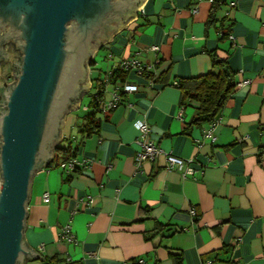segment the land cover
<instances>
[{"label": "crops", "instance_id": "obj_1", "mask_svg": "<svg viewBox=\"0 0 264 264\" xmlns=\"http://www.w3.org/2000/svg\"><path fill=\"white\" fill-rule=\"evenodd\" d=\"M216 2L207 26L213 0H146L95 50L83 94L90 99L96 81L125 59L147 65L150 77L127 70L124 81L107 84L104 101L118 82L137 90L99 111L90 134L74 126L81 100L65 114L62 127L70 114L71 127L56 145L72 138L71 157L85 165L63 171L62 157L48 165L52 156L33 174L24 237L43 259L23 264H174V255L181 264H264V0ZM223 32L230 34L220 40ZM209 52L228 62L237 86L213 126L186 134L194 104L181 105L175 82L207 73ZM11 68L0 62L5 85L15 81ZM83 108L85 117L91 110ZM139 120L163 153L137 168ZM166 153L192 159L196 173L168 170ZM66 224L76 241L61 238Z\"/></svg>", "mask_w": 264, "mask_h": 264}, {"label": "water", "instance_id": "obj_2", "mask_svg": "<svg viewBox=\"0 0 264 264\" xmlns=\"http://www.w3.org/2000/svg\"><path fill=\"white\" fill-rule=\"evenodd\" d=\"M145 2L0 0V62L12 61L15 79L0 82V264L43 259L24 237L32 176L52 158L65 114L90 88L87 66L76 100L84 62Z\"/></svg>", "mask_w": 264, "mask_h": 264}, {"label": "trees", "instance_id": "obj_3", "mask_svg": "<svg viewBox=\"0 0 264 264\" xmlns=\"http://www.w3.org/2000/svg\"><path fill=\"white\" fill-rule=\"evenodd\" d=\"M217 7L216 0H213L211 12L206 23L207 26L215 22V12ZM229 34V32H223L220 35V40L225 39ZM209 55L211 56L212 66L207 73L197 77L179 79L175 82V85L181 89V105L194 104V112L191 119L183 124L182 132L186 134L190 133L192 127L201 126L204 123H210L215 119L226 100L237 86L235 74L231 70L228 62L225 59L218 57L213 52H209ZM142 76L150 77V75L146 73ZM125 77V70L119 68L111 72L110 81H124ZM105 87L103 79H98L96 81L94 85L95 93L91 96L90 101L93 109L85 115L86 122L81 127V132L90 134L92 130L97 127L96 114L101 111L100 105ZM73 155L74 153L71 152L69 146L61 147L60 145H55L53 149V158L48 165H50L55 157H62L63 160H65ZM173 260L174 264H181L180 255H174ZM57 262L61 264V260H57Z\"/></svg>", "mask_w": 264, "mask_h": 264}, {"label": "built area", "instance_id": "obj_4", "mask_svg": "<svg viewBox=\"0 0 264 264\" xmlns=\"http://www.w3.org/2000/svg\"><path fill=\"white\" fill-rule=\"evenodd\" d=\"M234 5V2L230 3ZM151 50L156 51L158 47L156 45H152L150 47ZM120 68L127 71H134L138 75H144L148 69L145 64H142L136 58H129L123 60L120 65ZM103 83L106 86L111 83L110 81V73H107L103 78ZM137 90V86L134 83L129 82H118L115 84L114 89L110 94V98L106 101L102 100L100 109L101 112H108L113 109L119 102L120 96L122 93H130ZM215 120L213 119L210 122V125L213 126L215 124ZM135 127L139 130V137L137 139V144L139 145V150L135 155V165L139 168L146 161H153L156 157L161 155L162 150L155 144V142L149 138V127L148 124L139 120L135 122ZM166 168L168 170L177 169L182 172L183 176L186 175H194L196 173V169L192 166V159H183L177 155L166 153ZM85 162H81L74 157L65 159L58 164L63 171L71 172L79 167H83ZM43 202H48L49 195L48 193H44L42 197ZM91 200V199H90ZM190 213L193 217H196V213L193 209H190ZM61 238L74 242L76 241L75 234L71 230L70 224H66L61 228ZM205 264H210L206 262Z\"/></svg>", "mask_w": 264, "mask_h": 264}, {"label": "rangeland", "instance_id": "obj_5", "mask_svg": "<svg viewBox=\"0 0 264 264\" xmlns=\"http://www.w3.org/2000/svg\"><path fill=\"white\" fill-rule=\"evenodd\" d=\"M87 66H89V62H87ZM90 101H91V99H90V96L88 94L83 95L82 99H81V104H82L81 108L78 109L77 111H75L74 112L75 114H72V116H77V120L74 122V126L76 127V129L81 128L86 122V117H84V114H83V112H84V108L83 107H87L88 106V108H87L88 110L87 111L93 109V106H92ZM72 116H71V114L68 115V118H67L68 122L66 123L64 128L62 127V133H66V130H68V126L71 127V117ZM71 141H72V138L71 139L66 138L65 140L61 141L62 144H60V146L61 147L69 146L71 148L72 147L71 146ZM54 147H53V149H54Z\"/></svg>", "mask_w": 264, "mask_h": 264}, {"label": "flooded vegetation", "instance_id": "obj_6", "mask_svg": "<svg viewBox=\"0 0 264 264\" xmlns=\"http://www.w3.org/2000/svg\"><path fill=\"white\" fill-rule=\"evenodd\" d=\"M91 58L89 59L88 62H90ZM86 62H84V68H85V73H84V76L81 77L79 80H78V88H77V91H76V100H78L81 96H80V93H81V90L84 88V82H85V77H86V69H87V65H85ZM75 98V97H74ZM76 100L73 101V103L68 107H72L74 105V103L76 102Z\"/></svg>", "mask_w": 264, "mask_h": 264}]
</instances>
